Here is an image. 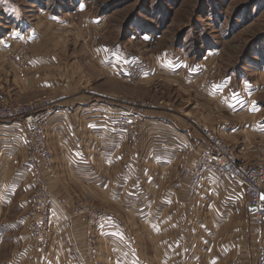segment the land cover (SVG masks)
I'll return each instance as SVG.
<instances>
[{
  "label": "rangeland",
  "instance_id": "rangeland-1",
  "mask_svg": "<svg viewBox=\"0 0 264 264\" xmlns=\"http://www.w3.org/2000/svg\"><path fill=\"white\" fill-rule=\"evenodd\" d=\"M133 102L148 108L132 111ZM91 103L110 106L104 117L86 112L88 123L79 129L86 135L102 130L110 137L105 176L92 174L91 159H79L84 163L80 167L72 163L86 158L91 147L73 143L69 127L61 133L60 146L47 130L57 104ZM32 105L34 115L46 118L54 155L52 173L44 178L54 197L47 251L37 250L30 233L31 205L42 182L29 167L30 134L22 119L0 123V174L7 173L0 185V264H166L152 253L158 241L147 215L142 222L140 216L153 206L165 220L167 211L156 200L152 205L154 194L146 198L144 193L141 201L151 207L134 205L138 186H157L158 177L140 182L131 164L137 154L143 171L175 172L164 173L162 183L182 186L190 197L181 173L198 166L204 146L210 149L208 143L202 145L199 127L213 128L215 118V123L228 121L236 133H251L253 126L264 129V0H0V109ZM128 112L140 124L139 135L161 139L160 145L172 135L166 124L184 117L196 124L200 138L179 143L178 151L158 153L150 143L128 138L132 129L118 123ZM100 119L105 127H89ZM148 120L162 124L150 128ZM208 125L240 161L264 159V135H250L245 149L251 157L245 160L241 143H235L247 139L245 132L232 141ZM189 144L196 151L192 160L184 158ZM213 183L211 174L193 198L203 206L201 215H210L209 207L217 203L219 214L249 219L247 198L239 188ZM231 188L239 191L235 203L223 195ZM156 194L164 198V186ZM254 237L261 244L260 236ZM190 242L191 253L173 257L170 264H205L209 255L195 244L203 241ZM260 247L255 259L264 250ZM243 252L232 255V262L254 264L251 252Z\"/></svg>",
  "mask_w": 264,
  "mask_h": 264
},
{
  "label": "crops",
  "instance_id": "crops-1",
  "mask_svg": "<svg viewBox=\"0 0 264 264\" xmlns=\"http://www.w3.org/2000/svg\"><path fill=\"white\" fill-rule=\"evenodd\" d=\"M66 106L67 104H57L58 108L56 107V109H54V112L51 114L47 126L51 141L58 143V145L60 146L61 140L63 139L62 137H64L63 135H61V133L63 129L69 127L71 130L70 137L73 143L84 144L88 147H91V150H89L86 158L79 156L80 158H74L75 161L73 160L72 163L80 167L83 166L84 163L79 159H85L86 161L88 159H91L93 164L92 174L102 173L105 176V174L110 170V137H107L105 131L102 130L100 132H91L90 130L86 135L82 131H79V129H81L82 126L84 127L88 123L86 116H84L86 112L94 111L92 112V116L97 115L98 117H104L110 109V106L108 104L95 103L84 104L82 106H80V104H70L69 108ZM99 121L101 122H91L89 127L91 128V125L101 126V128L105 127L106 122L103 119H100ZM212 121L214 122L213 128L208 124L205 125H208L210 128L218 131V133H220L225 138L229 136L228 139H231L232 141H235L237 139L236 136L241 134V132L244 133L246 131L245 130L236 133L234 131L235 128H228V121H218V123H215V118ZM148 122V124L153 123L149 126L150 128L153 126H161L160 124H162L161 120H157L156 122L148 120ZM195 125L196 124L188 117H184L182 121L174 120L172 123H167L166 129L168 130V133L172 131V135L169 136V138L167 137V139L165 140L167 141L165 146L159 144V142L162 141L161 139L158 141L154 137L146 134L141 135L139 137L140 139L138 138V140L141 143H150L149 145H152L154 150L158 153H161L163 151H169V153L174 150L178 151L179 147L176 146L179 145V143L184 144V142H190L191 139H195L196 141L199 140L200 135ZM253 132H257L261 136L264 135L263 128L259 129L258 127L253 126L251 133L245 132V137L247 139L243 141L236 140L235 142L237 145L238 143H241V151L244 150V154H242L241 157L245 160H247L248 158L250 159L251 157V154L247 153L249 149H245V146L247 147L249 145L250 140H248V138L250 137V135H252ZM155 143H158V145H156ZM140 147L141 145H138L137 152L139 151ZM149 159H152V157ZM170 159H175V154L170 155ZM135 160V163L133 165L131 164V166L134 167V174L137 175V177H140V182H143L144 178H146L147 180L149 177H154V179H157L158 177V180H156L155 182L157 186L139 188V186L141 185H137L138 188L134 191V193L136 194L139 192L140 194L135 195L134 205H140L141 208H148L150 205L141 203V201L143 200V195L144 193H147V198V195L154 194L152 205H156L154 203V201L156 200L158 203V208H162V210L167 211L165 220L162 219L163 211L155 209L153 208V206L152 211L146 212L145 210V213L143 212L142 216H140L142 222V219L146 218L147 215L146 221L150 222L151 224V235L153 238L156 237V240L158 241L157 245L154 246V250L152 252L156 259L159 260L161 257V260H166V264H170L173 257H184L191 253V251L190 253H188L190 248L192 247L190 242L191 240H201L203 241L202 243L195 244L198 245L199 249H202V253L205 254V256L209 255V257L204 261L205 264H207V262L209 263V261V264H235L234 262H232L230 257L232 255H237L243 249L245 251L243 253L251 252V260L252 262H255L254 259L257 253V249L261 248L260 246H263L264 248V236L260 238L257 237L262 241L261 244H259V241L254 237L252 228H250L248 218L246 219V221H242L241 217L238 215L231 214L228 216H224L223 214H219V210L217 208L222 207L217 205V203H213L209 207V212L211 213L210 215H201V211H198V209L203 206L199 207V205L201 204L199 199H191L190 197H188L186 190H184L182 186L174 184L173 182L172 184H169V182L167 184L162 183L161 177H164V173L165 176H167L168 174L174 176L175 172L172 174V172L168 170L160 174V172L157 171H143V165H141V163L138 161L137 154ZM163 165L167 166V164ZM166 168L168 169V167H165V170ZM161 170L164 171V169L162 168ZM56 172H58V170ZM158 174H160V176H157ZM6 176V172H2L0 174V185L4 182ZM8 177L10 180L11 173ZM50 185H52V181H49V186ZM161 186H164L165 192V197L161 198L162 201L159 195L157 198H155L157 196L156 193L160 192ZM5 190L7 191L13 189H9L8 187H6ZM52 190L54 196H56L57 198L58 193H55L56 187L55 189L52 188ZM223 195L226 197L231 196L233 200L235 194L232 191L226 190ZM184 197L185 199L180 200ZM232 202L235 203L236 200L231 201V203ZM190 208L192 211L187 214L186 210H189ZM213 208H215L214 211ZM154 213H157V215L153 216ZM190 224L192 225V227ZM155 225L157 227H155ZM225 225L226 227L224 228ZM190 227L193 228V231H191ZM240 231L244 233H242V236L238 238Z\"/></svg>",
  "mask_w": 264,
  "mask_h": 264
},
{
  "label": "built area",
  "instance_id": "built-area-1",
  "mask_svg": "<svg viewBox=\"0 0 264 264\" xmlns=\"http://www.w3.org/2000/svg\"><path fill=\"white\" fill-rule=\"evenodd\" d=\"M131 110L148 108L147 104L129 103ZM35 106L14 107L0 109V123H7L22 119L26 126L31 140V149L28 157L29 167L39 176L42 181L41 186L36 189L33 199L32 209L30 211V233L35 241V247L44 254L47 251L48 230L52 223L50 207L54 202V197L45 185L44 178L52 173L54 165V155L47 142V133L45 128L46 118L41 114L34 115ZM125 128L132 129L130 140L135 141L140 137L138 121L130 112L122 114L118 122ZM206 126L199 127L204 139L203 144L210 146V149L203 148L199 155L198 166L184 167L181 173V179L187 183L189 196L196 198L204 184L208 181L209 175L213 174L216 181L215 186L227 187L235 186L239 188L240 193L247 198V215L255 226L254 234L264 235V159L255 163H244L240 161L234 149L227 145L217 135H215ZM200 154V153H199ZM196 151L192 144L188 145L187 153L184 158L192 160ZM213 181V178H211ZM235 194L234 199H238V190L231 188ZM227 199L232 200L229 196ZM232 200V201H233ZM113 217V216H111ZM102 220V216L96 219ZM39 243V245H38ZM45 255V254H44ZM254 264H264V250L258 254Z\"/></svg>",
  "mask_w": 264,
  "mask_h": 264
},
{
  "label": "bare ground",
  "instance_id": "bare-ground-1",
  "mask_svg": "<svg viewBox=\"0 0 264 264\" xmlns=\"http://www.w3.org/2000/svg\"><path fill=\"white\" fill-rule=\"evenodd\" d=\"M207 129V128H206ZM253 233H254V230H253ZM258 238H260V237H258Z\"/></svg>",
  "mask_w": 264,
  "mask_h": 264
}]
</instances>
